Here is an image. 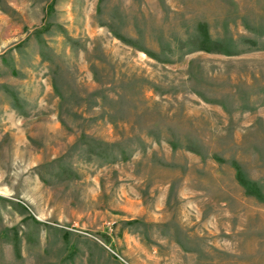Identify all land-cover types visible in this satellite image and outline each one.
Masks as SVG:
<instances>
[{
  "label": "rangeland",
  "instance_id": "obj_1",
  "mask_svg": "<svg viewBox=\"0 0 264 264\" xmlns=\"http://www.w3.org/2000/svg\"><path fill=\"white\" fill-rule=\"evenodd\" d=\"M0 264H264V0H0Z\"/></svg>",
  "mask_w": 264,
  "mask_h": 264
},
{
  "label": "trees",
  "instance_id": "obj_2",
  "mask_svg": "<svg viewBox=\"0 0 264 264\" xmlns=\"http://www.w3.org/2000/svg\"><path fill=\"white\" fill-rule=\"evenodd\" d=\"M202 39L203 40H202L201 46L199 47V50L200 51H204V52H212L213 49L210 48V47H208V43H207L208 42V39H207V37L203 35V38ZM239 180L244 185L243 181L241 179H239ZM248 191H249V189H248Z\"/></svg>",
  "mask_w": 264,
  "mask_h": 264
}]
</instances>
